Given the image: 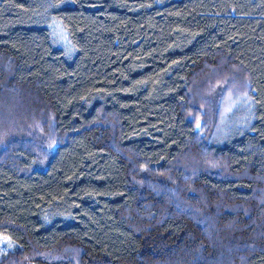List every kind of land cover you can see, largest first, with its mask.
Segmentation results:
<instances>
[{
  "label": "trees",
  "instance_id": "16d2710c",
  "mask_svg": "<svg viewBox=\"0 0 264 264\" xmlns=\"http://www.w3.org/2000/svg\"><path fill=\"white\" fill-rule=\"evenodd\" d=\"M0 237V264H264V0H0Z\"/></svg>",
  "mask_w": 264,
  "mask_h": 264
},
{
  "label": "rangeland",
  "instance_id": "374dc122",
  "mask_svg": "<svg viewBox=\"0 0 264 264\" xmlns=\"http://www.w3.org/2000/svg\"><path fill=\"white\" fill-rule=\"evenodd\" d=\"M50 36L56 46L63 47L67 53H70L68 51L69 49L65 33L57 23H52L50 25ZM61 50L63 51V49ZM235 109H240L242 113L241 115L232 119L231 115L233 114ZM249 113L250 105L247 101L237 100L228 103L222 114L220 135H224L225 132H227L233 126H241V124H243L245 121H248ZM11 247L12 244L7 239L0 237V253L10 249Z\"/></svg>",
  "mask_w": 264,
  "mask_h": 264
}]
</instances>
